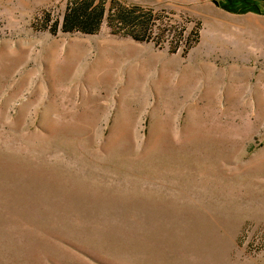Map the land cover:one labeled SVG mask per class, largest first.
Masks as SVG:
<instances>
[{"label":"rangeland","instance_id":"1","mask_svg":"<svg viewBox=\"0 0 264 264\" xmlns=\"http://www.w3.org/2000/svg\"><path fill=\"white\" fill-rule=\"evenodd\" d=\"M0 264H264V0H0Z\"/></svg>","mask_w":264,"mask_h":264},{"label":"trees","instance_id":"2","mask_svg":"<svg viewBox=\"0 0 264 264\" xmlns=\"http://www.w3.org/2000/svg\"><path fill=\"white\" fill-rule=\"evenodd\" d=\"M92 6H93L92 1H89L86 4L87 9H90ZM86 11L82 13H78V12L76 13L75 11H73L70 14V17H68V15H64L63 20L60 23V29L62 31H70L77 29V30H82L84 32H94L98 28L104 17L106 16V10L103 6V3H101L94 5V7L90 9L89 13H86ZM79 14H86L85 17L87 18V20L85 19L83 20L82 19L83 16L79 19H76V17H78ZM191 36L192 38L194 37V35L192 34Z\"/></svg>","mask_w":264,"mask_h":264},{"label":"crops","instance_id":"3","mask_svg":"<svg viewBox=\"0 0 264 264\" xmlns=\"http://www.w3.org/2000/svg\"><path fill=\"white\" fill-rule=\"evenodd\" d=\"M209 10H211L213 14L208 13ZM195 19L198 20L196 21V23L199 24V27H197L198 37L195 40L196 44L204 43L207 40L208 32L217 31L219 30V26H229L232 22H235L233 20L235 18L224 16L220 12L216 11L215 8L207 9V12L205 14L197 15ZM241 23L243 25V28L250 27V21H248V17H244ZM191 25L194 26V23L191 22ZM254 27V22H251V28L254 29Z\"/></svg>","mask_w":264,"mask_h":264},{"label":"built area","instance_id":"4","mask_svg":"<svg viewBox=\"0 0 264 264\" xmlns=\"http://www.w3.org/2000/svg\"><path fill=\"white\" fill-rule=\"evenodd\" d=\"M191 40H192L191 32L188 31L187 34H186V37H185V40H184V43H183L182 47H186L188 45V43L189 44L192 43L193 41L191 42Z\"/></svg>","mask_w":264,"mask_h":264},{"label":"water","instance_id":"5","mask_svg":"<svg viewBox=\"0 0 264 264\" xmlns=\"http://www.w3.org/2000/svg\"><path fill=\"white\" fill-rule=\"evenodd\" d=\"M217 4V2H215Z\"/></svg>","mask_w":264,"mask_h":264}]
</instances>
